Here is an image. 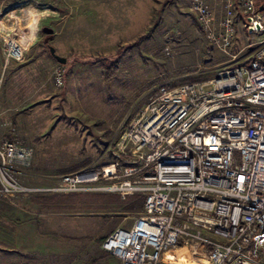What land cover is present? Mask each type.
Returning <instances> with one entry per match:
<instances>
[{"label":"rangeland","instance_id":"obj_1","mask_svg":"<svg viewBox=\"0 0 264 264\" xmlns=\"http://www.w3.org/2000/svg\"><path fill=\"white\" fill-rule=\"evenodd\" d=\"M189 3L0 0V47L17 25L24 50L23 60L7 67L0 52V139L33 147L30 165L15 166L12 174L36 189L0 194V264H116L100 244L138 215L140 195L103 188L113 183L104 180L90 190L53 187L64 175L111 162L122 129L138 118L159 85L212 78L244 60L243 33L228 48L237 55L230 60L201 31ZM218 9L216 28L223 12L219 3ZM43 27L53 29L49 44L66 58L64 64L49 54ZM119 47L123 51L116 54ZM94 59L118 60L109 82ZM176 254L168 250L166 258L196 264L190 249Z\"/></svg>","mask_w":264,"mask_h":264},{"label":"built area","instance_id":"obj_2","mask_svg":"<svg viewBox=\"0 0 264 264\" xmlns=\"http://www.w3.org/2000/svg\"><path fill=\"white\" fill-rule=\"evenodd\" d=\"M219 1L218 28L206 0H190L188 8L230 60L237 56L228 48L239 18L244 60L212 78L159 85L122 129L111 162L64 175L53 187L90 190L104 180L113 183L103 188L142 197L138 215L100 244L119 264H163V252L176 257L186 249L196 264H264V0ZM18 29L2 38L4 67L24 58ZM33 150L16 139L0 140L1 195L36 190L12 174L15 166L30 165Z\"/></svg>","mask_w":264,"mask_h":264},{"label":"trees","instance_id":"obj_3","mask_svg":"<svg viewBox=\"0 0 264 264\" xmlns=\"http://www.w3.org/2000/svg\"><path fill=\"white\" fill-rule=\"evenodd\" d=\"M145 37L144 34L137 36V38L135 39V41L133 43H131V45H136L140 40H142ZM123 51V49L121 47H119L117 49L116 54H120ZM95 62L97 64L102 65V67H104V80L106 82H109L117 73L118 70V60L114 59L111 61H105V60H100V59H94ZM133 196H128V198H131ZM143 204V199L142 197L139 196V198L137 199V206L141 207ZM134 205H129V208L132 207Z\"/></svg>","mask_w":264,"mask_h":264},{"label":"crops","instance_id":"obj_4","mask_svg":"<svg viewBox=\"0 0 264 264\" xmlns=\"http://www.w3.org/2000/svg\"><path fill=\"white\" fill-rule=\"evenodd\" d=\"M206 1L211 5V7L214 10V13H216V15L218 16V10H219L218 9V3L220 5L221 4L220 1L219 0H206ZM234 28H235V36H234V38L236 37V35H238L237 32H239V33L242 32L243 35L245 36V34L243 32L241 21H240L239 18L235 20ZM234 38H233V40H234ZM233 40H232V43H233ZM4 139H14V138H4ZM0 140H2V139H0ZM166 257H167L166 256V252H163L162 253V257H161V261H162L163 264H182L181 261L178 260V259H175V260L172 261V260H169ZM116 261H117L116 264H119V261L117 259H116Z\"/></svg>","mask_w":264,"mask_h":264},{"label":"water","instance_id":"obj_5","mask_svg":"<svg viewBox=\"0 0 264 264\" xmlns=\"http://www.w3.org/2000/svg\"><path fill=\"white\" fill-rule=\"evenodd\" d=\"M262 7H260L261 9ZM45 34L46 36L44 37L43 39V42L44 43H48V51H49V54L55 58L59 63H62L64 64L66 62V58L63 57V56H60L56 53L55 51V48L49 44V41L52 39V34H53V29L52 28H49V27H43L41 29Z\"/></svg>","mask_w":264,"mask_h":264},{"label":"flooded vegetation","instance_id":"obj_6","mask_svg":"<svg viewBox=\"0 0 264 264\" xmlns=\"http://www.w3.org/2000/svg\"><path fill=\"white\" fill-rule=\"evenodd\" d=\"M46 44V46H48V43H45Z\"/></svg>","mask_w":264,"mask_h":264}]
</instances>
